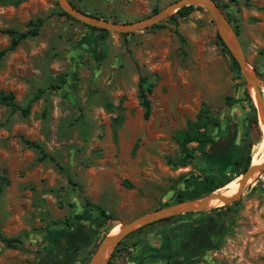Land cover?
Instances as JSON below:
<instances>
[{
    "label": "rangeland",
    "instance_id": "rangeland-1",
    "mask_svg": "<svg viewBox=\"0 0 264 264\" xmlns=\"http://www.w3.org/2000/svg\"><path fill=\"white\" fill-rule=\"evenodd\" d=\"M175 1L66 0L83 13L117 23L143 19ZM213 1L226 4L219 10L233 32L237 28L247 66L264 80V0ZM192 6L175 23L170 14L157 22L160 28L121 34L92 30L63 15L57 0H0V28L23 31L29 20H41L36 35L1 58L0 93H10L23 107L42 89L24 116L0 105V235L19 239L15 248L0 240V264L58 257L62 232L69 230L64 219L96 230L68 263L86 264L99 239L114 227L177 202V194L200 193L210 183L198 180L223 179L239 155L249 156V163L261 158L264 128L255 110L259 138L240 70L207 10ZM8 42L0 34V49ZM139 77L152 84L146 119L137 98ZM258 87L264 98V85ZM201 107L217 120L207 126L212 141L205 153L193 150L180 165L178 139ZM187 146L194 149L196 143ZM211 151L223 153L215 165L207 162ZM225 185L213 191L222 192ZM101 210L110 218L104 219ZM207 216L225 226L223 234L211 238L213 248L186 261L182 255L159 256L178 247L173 228L196 225ZM107 261L264 264V170L225 207L175 214L132 231Z\"/></svg>",
    "mask_w": 264,
    "mask_h": 264
},
{
    "label": "trees",
    "instance_id": "trees-1",
    "mask_svg": "<svg viewBox=\"0 0 264 264\" xmlns=\"http://www.w3.org/2000/svg\"><path fill=\"white\" fill-rule=\"evenodd\" d=\"M5 1L15 4L21 0H5ZM230 1H234V0H230ZM214 2L217 8L220 10L222 9V7L226 6L225 3L217 2V1H214ZM192 7H193L192 5L182 6L181 8L177 9L173 14H171L169 18L173 19L175 23L176 16H179V17L186 16L190 12ZM61 13L63 15H66L67 17H70L64 11H62ZM40 23H41V20H36V21L29 20L27 22V26H29V28L23 31H17L12 28H0V34H5L9 37L8 45L0 49V60L7 51L15 48V46L22 39L36 35L38 33V27ZM86 26L88 28H91L92 30H98L102 33L107 32V30L103 28H96L90 25H86ZM162 26L163 25L161 23H155V24L150 25L149 28H160ZM173 31L175 34L178 35L179 40L182 41V38L180 37L175 27L173 28ZM234 32H237L236 27L234 28ZM121 34H126V33H121ZM231 62L235 65V60L233 58H231ZM236 69L238 68L236 67ZM151 90H152V84L150 82H146L144 77H139V80L137 83V98L139 100V104L143 108L142 116L144 119H146L149 115L150 106H149V99L147 97V94ZM41 91L42 89H39L38 92L23 107L18 106L13 101L12 95L10 93H0V105L9 107L13 110H19L20 114L24 116L29 112V109L32 103L40 96ZM246 95L251 103L250 105H251V108L254 114L255 109L252 104V100L250 99V96L248 95V93ZM253 120H254V123L256 124V130H257L258 137L261 138V131L259 127H257V120H256L255 114H254ZM208 125H217V120L215 118H212L208 114L206 109L202 107L196 112L193 120H190V119L187 120L186 129L181 134L180 139H178L179 149L181 153L180 160H179L180 165H184L187 160L193 157V150L199 153L206 152L207 148L209 147L212 141L211 136L207 132ZM23 142L26 145L37 149L39 152H41V155H45L44 152H42L41 147L37 143L27 141L25 139L23 140ZM190 142L196 143V147L194 149L188 148L187 144ZM249 161H250L249 156H246L243 158L242 155H239L233 162L231 174L225 176L223 179L219 180L218 182H214V183L211 182L210 176H204L201 180H198V181H199V184L201 185H204L205 183H210L207 185L206 188L202 186L201 187L202 191H200V193L196 192L195 194L187 198L183 197L181 194H177L176 201H181L183 199H188V198H196L198 195L207 194L208 192H211L223 186L227 181H230L232 178L239 175V173L243 172L249 165ZM222 207H225V205L219 206V208H222ZM100 215L104 219L110 218V216L105 214L102 210L100 211ZM168 218L170 217H165L160 220H167ZM62 223L67 228H70V229L64 230L62 232L61 245L59 247L60 255L56 258L45 256L37 264H68L71 261L72 257L79 250L81 244H85L86 242H88V240H90L96 234L95 229H88L87 227H85L84 225L80 223H76L75 226H72L71 223L66 221L65 219L63 220ZM141 227H138L136 230L140 229ZM224 230H225V226L221 222H218L217 220H215L212 216H207L203 219L196 221V225L185 223L179 226V228H173V231H171L172 236L178 238V247L171 251H161L159 252V256L161 258H172L177 255H182V260L186 261L190 259L191 257L196 256L203 249L213 248L215 244L212 242L211 238L223 234ZM0 240L3 242L4 246L7 248H15L17 247V244L19 243V239L17 237H7V236L0 235ZM120 242L121 240L118 242V244H120ZM111 255H112V252L110 256ZM108 263L109 261H107L105 264H108Z\"/></svg>",
    "mask_w": 264,
    "mask_h": 264
},
{
    "label": "water",
    "instance_id": "water-1",
    "mask_svg": "<svg viewBox=\"0 0 264 264\" xmlns=\"http://www.w3.org/2000/svg\"><path fill=\"white\" fill-rule=\"evenodd\" d=\"M57 2L60 8L65 13L77 20L84 22L87 25L121 33L134 31L155 24L163 18L167 17L168 15L174 13L177 9L181 8L182 6H202L209 13L222 43L226 46L231 57L235 60V63L237 64L240 73L244 79L247 88V93L250 96V99L252 100L257 116L258 118H261L262 123H264V100L261 96L258 87L260 84L264 85V80L258 78L255 75L253 69L247 66L236 35L234 34L230 25L224 18L221 11L217 8L213 0H176L171 4L163 6L152 15H149L140 20L127 23L112 22L89 15L87 13H83L78 9L70 6L66 2V0H57ZM249 87H252V95L248 91ZM263 170L264 157L263 160L259 163L252 164L250 162L247 168L236 176L239 177L237 180V190L230 196H225L220 192L211 191L207 194H203L200 197L177 201L175 203L144 212L125 223L119 224V229L116 233L111 234L110 232H108L99 239L86 264H105L108 258L110 257L112 250L118 244V242L122 240L126 235L136 230L138 227L144 226L146 224L160 220L165 217H170L175 214L200 210L206 207H217L236 201L239 198L243 188L247 186L246 181L248 180V178L254 173H256V177V175L262 172ZM212 198H217L221 201V204L217 206H208L207 203Z\"/></svg>",
    "mask_w": 264,
    "mask_h": 264
},
{
    "label": "bare ground",
    "instance_id": "bare-ground-1",
    "mask_svg": "<svg viewBox=\"0 0 264 264\" xmlns=\"http://www.w3.org/2000/svg\"><path fill=\"white\" fill-rule=\"evenodd\" d=\"M243 57H244V56H243ZM244 60H245V59H244ZM249 66H250V65H249ZM248 91H249V93L252 95V87H249V88H248ZM260 93H261V92H260ZM261 96H262V94H261ZM262 98H263V96H262ZM263 100H264V98H263ZM259 120H260V125H261V127L264 128V123H262L261 118H259ZM261 127H260V129H261ZM263 132H264V129H263ZM262 134H263V133H262ZM262 139H263V140H262V142H261L260 145H259V153H262L261 158L253 159L252 164L259 163V162H261V161L263 160V157H264V134H263ZM255 174H256V173L252 174V175L248 178V180L246 181V184H249V183L254 179ZM238 178H239V177H237V178H236L234 181H232L231 183H228L227 185H225V187L223 188L222 192H220V193H222V194L225 195V196H230V195H232L233 193H235V191L237 190V180H238ZM220 204H221V201L218 200L217 198H212V199H210L209 202L207 203L208 206H217V205H220ZM118 229H119V225L116 226V227H114V229L110 230V233H111V234L116 233V232L118 231Z\"/></svg>",
    "mask_w": 264,
    "mask_h": 264
},
{
    "label": "crops",
    "instance_id": "crops-1",
    "mask_svg": "<svg viewBox=\"0 0 264 264\" xmlns=\"http://www.w3.org/2000/svg\"><path fill=\"white\" fill-rule=\"evenodd\" d=\"M207 162L208 163H210V164H212V165H215V163H217L218 161H220L221 160V157L223 156V153L222 152H220V153H218V152H214V153H212V151L211 152H207ZM70 229V228H69ZM62 236V235H61ZM51 247V246H50ZM45 256H43V257H40L39 259H38V261L36 262V263H34V264H37L42 258H44Z\"/></svg>",
    "mask_w": 264,
    "mask_h": 264
}]
</instances>
